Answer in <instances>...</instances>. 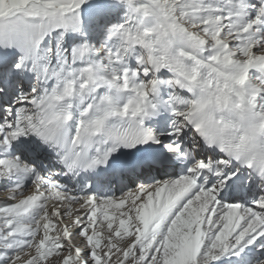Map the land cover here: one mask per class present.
Listing matches in <instances>:
<instances>
[{
  "label": "snow or ice",
  "instance_id": "6c2138e0",
  "mask_svg": "<svg viewBox=\"0 0 264 264\" xmlns=\"http://www.w3.org/2000/svg\"><path fill=\"white\" fill-rule=\"evenodd\" d=\"M0 264H264V0H0Z\"/></svg>",
  "mask_w": 264,
  "mask_h": 264
},
{
  "label": "bare ground",
  "instance_id": "6f19581e",
  "mask_svg": "<svg viewBox=\"0 0 264 264\" xmlns=\"http://www.w3.org/2000/svg\"><path fill=\"white\" fill-rule=\"evenodd\" d=\"M0 195H2V193H0Z\"/></svg>",
  "mask_w": 264,
  "mask_h": 264
}]
</instances>
